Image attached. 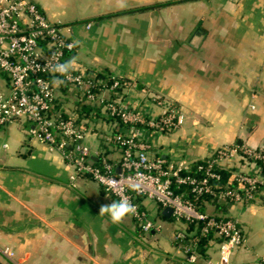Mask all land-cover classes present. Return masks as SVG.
<instances>
[{
	"label": "crops",
	"instance_id": "crops-1",
	"mask_svg": "<svg viewBox=\"0 0 264 264\" xmlns=\"http://www.w3.org/2000/svg\"><path fill=\"white\" fill-rule=\"evenodd\" d=\"M36 2L51 21L70 27L67 34L76 48L67 58L76 68L126 79L124 100L152 115L171 103L182 116L169 133L141 126L150 156L195 164L223 145L264 149V0ZM62 90L64 102L69 92ZM97 115L91 131L94 138L100 135L98 141L86 143V135L84 142L94 161L102 153L117 162L120 151L107 140L112 126L101 125ZM31 127L19 119L0 128V264H210L219 259L220 238L211 233L198 248L201 259L190 262L175 241L187 224L164 215L150 198L139 201L157 229L142 230L131 215L119 224L100 215L115 196L90 176L73 180L75 168L33 139ZM259 164L241 157L224 166L252 173ZM217 201L204 211L234 218L244 231L233 264H264V187L247 203ZM6 248L12 255L4 253Z\"/></svg>",
	"mask_w": 264,
	"mask_h": 264
},
{
	"label": "built area",
	"instance_id": "built-area-1",
	"mask_svg": "<svg viewBox=\"0 0 264 264\" xmlns=\"http://www.w3.org/2000/svg\"><path fill=\"white\" fill-rule=\"evenodd\" d=\"M70 31L69 26L51 21L36 0H0V128L29 120L31 137L75 168L73 180L90 176L117 202L124 197L135 205L136 214L131 216L142 230L159 228L138 200L147 197L162 209L170 207L176 223L198 226L194 232L184 226L185 230L175 233L177 245L184 248L190 262L201 259L198 244L213 233L220 238L219 259L210 264H233V252L245 242L242 226L234 218L200 210L196 200L204 194L231 203L253 200L264 187V149L223 145L196 164V170L186 161L150 156L141 126L165 131L181 124L182 116L172 109L159 118H148L125 105L116 93L122 85L119 77L97 78L95 72L75 66L66 75L54 72L53 65L69 62L67 55L76 48L67 34ZM62 89L75 94L71 102L86 104L96 114L80 112L73 103L63 106L69 97L63 102ZM97 107L107 117L118 119L112 123L115 134L107 138L120 151L117 162L102 153L95 154L97 161L92 160L94 153L84 142L93 118L98 117ZM237 156L247 164L260 161L259 170L248 173L224 166ZM221 170L228 171L226 179ZM3 251L12 255L8 248Z\"/></svg>",
	"mask_w": 264,
	"mask_h": 264
},
{
	"label": "rangeland",
	"instance_id": "rangeland-1",
	"mask_svg": "<svg viewBox=\"0 0 264 264\" xmlns=\"http://www.w3.org/2000/svg\"><path fill=\"white\" fill-rule=\"evenodd\" d=\"M97 72V71H96ZM95 72V74L96 75H98V72L96 73ZM111 75H108V78L107 79H110L111 77H110ZM99 77V76H98ZM114 77H117V76H115L114 75ZM99 78H105V77H99ZM120 78V81H121V83H122V85H120V87H119V89L117 90V92L116 93H119V98L122 100V103H124L125 105H127V106H129V107H131V108H136V109H139V110H141V111H143L144 112V114L148 117V118H159V117H161L162 115H163V113H165L167 110L168 111H171L172 109H175L174 108V106L171 104V103H168L167 104V108H166V110H164L163 112H161V113H159L158 115H152V114H150L143 106H140V105H138V104H136V103H131V102H127L126 100H124V96H123V94H124V91L127 89V87H128V89H129V86H130V82L129 81H126V79H124V78H122V77H119ZM68 97H69V100H67L66 101V103L65 104H63V106H67V105H69V106H71L70 104H72L73 105V107H77L78 108V110L80 111V112H91V114L92 115H94V114H96V111H95V109L94 108H89L88 109V107H86L85 105L86 104H83V103H78L77 101L75 102H71L72 100H75V94H68L67 95ZM150 96H152L151 98L153 99V101H155L156 102V100H157V96H156V93L155 92H150ZM79 101H81L80 99H79ZM86 108V109H85ZM97 109L100 111V108H98L97 107ZM96 109V110H97ZM149 111H151V110H149ZM104 120H106L105 118H103ZM100 121V124L101 125H109V124H107V123H103L104 121L103 120H99ZM93 125H91V127H93L94 126V124H95V122H91ZM144 127H147V126H144ZM147 128H149V130L150 129H152V128H150V126L149 127H147ZM175 128H172V129H167V130H165V131H160L159 130V132H164V133H169L170 131H172V130H174ZM152 130H156L155 128L154 129H152ZM141 131H143L144 133H145V130L144 129H142ZM157 131V130H156ZM111 134H112V132H110ZM87 138H86V143H87V140H90V141H93L94 143H96V141L95 140H97L98 141V136H100L99 134L97 135V137L96 138H94L93 136V134H92V131L90 130V129H88L87 130ZM145 136V135H144ZM108 137H110V135H108L107 136V138ZM95 139V140H94ZM107 141V140H106ZM108 141H110V140H108ZM107 143H109V142H107ZM237 158H241L240 156H237Z\"/></svg>",
	"mask_w": 264,
	"mask_h": 264
},
{
	"label": "clouds",
	"instance_id": "clouds-1",
	"mask_svg": "<svg viewBox=\"0 0 264 264\" xmlns=\"http://www.w3.org/2000/svg\"><path fill=\"white\" fill-rule=\"evenodd\" d=\"M74 64V60L64 64L57 63L53 65L52 70L62 75H66L73 69ZM113 183L115 184V181ZM136 211L137 209L135 205H133L127 198L121 197L118 202L113 201L110 205L102 206L100 209V215L108 214L113 223L119 224L123 222L125 217L135 215Z\"/></svg>",
	"mask_w": 264,
	"mask_h": 264
},
{
	"label": "trees",
	"instance_id": "trees-1",
	"mask_svg": "<svg viewBox=\"0 0 264 264\" xmlns=\"http://www.w3.org/2000/svg\"><path fill=\"white\" fill-rule=\"evenodd\" d=\"M97 73V72H96ZM97 76H99V77H108V74H104V73H102V72H98V75ZM99 77H97V78H99ZM86 107H88L87 105H85ZM86 109V108H85ZM89 109V108H88ZM91 109V108H90ZM97 111L99 112V117H102V119L103 118H105L106 120H104L105 122H107L108 124H111L112 125V123H114V122H116V121H118V119H115V118H110V117H107L106 116V114H102L98 109H97ZM87 114L89 113V112H86ZM97 118V117H96ZM96 118H93V120L94 119H96ZM94 121H96L97 122V119L96 120H94ZM110 125V126H111ZM112 135L113 134H115V132H116V130H115V127H113V125H112ZM111 134V133H110ZM113 144H115L113 141H111ZM115 147L118 149V147H117V145L115 144ZM203 161V159H201V160H199V161H197V163H192L193 165H192V169L193 170H196V164H198V163H200V162H202ZM221 173H223V175H224V178L226 179V177H227V174H228V171L227 170H221ZM225 181V180H224ZM225 184H226V181L224 182ZM138 200H140V198L138 199ZM211 202H213V203H215V202H218L217 201V198L216 197H213V196H211V195H209V194H204L203 196H201L198 200H196V203H197V207L200 209V210H202V211H204L205 210V208H206V205L208 204V203H211ZM191 225L192 224H190V225H188L187 226V229H190V227H191ZM202 245H203V238L200 240V242H199V244H198V247L200 248V247H202Z\"/></svg>",
	"mask_w": 264,
	"mask_h": 264
},
{
	"label": "water",
	"instance_id": "water-1",
	"mask_svg": "<svg viewBox=\"0 0 264 264\" xmlns=\"http://www.w3.org/2000/svg\"><path fill=\"white\" fill-rule=\"evenodd\" d=\"M94 159H95V157L93 156L92 160H94ZM163 214L166 215L167 217H170L172 215V209L170 207H165L163 209Z\"/></svg>",
	"mask_w": 264,
	"mask_h": 264
}]
</instances>
